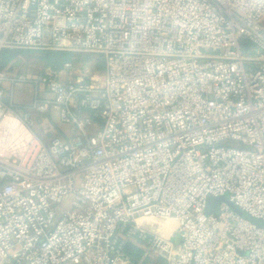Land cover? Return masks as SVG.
I'll list each match as a JSON object with an SVG mask.
<instances>
[{"label": "built area", "instance_id": "1", "mask_svg": "<svg viewBox=\"0 0 264 264\" xmlns=\"http://www.w3.org/2000/svg\"><path fill=\"white\" fill-rule=\"evenodd\" d=\"M6 50L104 66H0V264H264L263 226L206 212L264 220V0H0Z\"/></svg>", "mask_w": 264, "mask_h": 264}, {"label": "rangeland", "instance_id": "2", "mask_svg": "<svg viewBox=\"0 0 264 264\" xmlns=\"http://www.w3.org/2000/svg\"><path fill=\"white\" fill-rule=\"evenodd\" d=\"M19 57L22 59V62L20 64V70H23L25 72H30V71L35 72L45 64V62L39 58L40 52L26 51V53H24L23 55H19ZM72 59L82 63L84 66L89 67L90 69L93 70H101L104 66L102 57L94 53L75 52ZM14 98L17 102L20 103L29 102L30 100L29 86H25V87L15 86ZM51 116H52V120L45 119L43 123H37L36 125H34L35 133L44 140H46L48 136L54 135L56 133L57 127L63 129L64 132L67 131V126L61 125L58 115L55 111L51 113ZM49 138L50 137H48V139ZM214 198L215 197L210 198L209 202ZM238 209L241 212V215L243 214L242 216L251 219L257 225L264 227V220H258L256 218H253L249 216V214L246 213L245 211L241 210L240 208ZM142 227L147 230L154 227V229L157 230L159 234L165 237L171 236L176 228L175 225H168L164 220L157 218L143 222ZM146 264H164V263L158 260L150 259L147 260Z\"/></svg>", "mask_w": 264, "mask_h": 264}, {"label": "trees", "instance_id": "3", "mask_svg": "<svg viewBox=\"0 0 264 264\" xmlns=\"http://www.w3.org/2000/svg\"><path fill=\"white\" fill-rule=\"evenodd\" d=\"M29 50H19V51H3L0 55V66L5 67L9 65L14 59L16 60L19 55H23ZM32 52V51H30ZM74 53L66 51H47L40 53V59L47 64H51L53 67H59L64 61L72 59ZM127 251L130 252L134 259L137 260L141 257V251L132 245L127 246Z\"/></svg>", "mask_w": 264, "mask_h": 264}, {"label": "water", "instance_id": "4", "mask_svg": "<svg viewBox=\"0 0 264 264\" xmlns=\"http://www.w3.org/2000/svg\"><path fill=\"white\" fill-rule=\"evenodd\" d=\"M22 62V59L20 57H18L15 61H13V63L10 65L9 67V71L13 72L16 68H18L20 66ZM221 202H225L227 204H229L233 210H235L236 212H238L239 214H241V212L239 211L238 207L235 206L232 202L229 201V199H227L224 196H219V197H215L214 199L210 200L209 204H208V208H207V212L208 213H213L217 206L221 203ZM243 215V214H242Z\"/></svg>", "mask_w": 264, "mask_h": 264}, {"label": "crops", "instance_id": "5", "mask_svg": "<svg viewBox=\"0 0 264 264\" xmlns=\"http://www.w3.org/2000/svg\"><path fill=\"white\" fill-rule=\"evenodd\" d=\"M20 67V66H19Z\"/></svg>", "mask_w": 264, "mask_h": 264}]
</instances>
